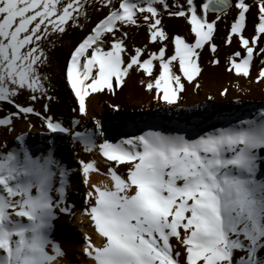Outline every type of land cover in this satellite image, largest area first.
<instances>
[{"label":"snow or ice","instance_id":"1","mask_svg":"<svg viewBox=\"0 0 264 264\" xmlns=\"http://www.w3.org/2000/svg\"><path fill=\"white\" fill-rule=\"evenodd\" d=\"M101 9L103 17L70 44L60 70L81 116L87 115L86 98L115 95L133 71L147 78L140 83L158 104L177 105L185 82L193 85L202 72V50L213 54V65L220 64L215 43L220 23L226 28L224 44L238 45L226 57L225 70L264 83V0H0V103L16 109L0 114V127L11 132L14 118L34 115L49 132L68 135L107 165L100 172L107 181L90 183V173L100 171L97 162L78 161L81 215L99 241L84 234L82 259L87 264H264V107L194 136L148 130L111 142L98 119L95 131H73L79 120L63 126L16 102L23 94L31 102L52 99L48 69L57 42L70 30L86 28ZM249 13L254 27L247 36ZM166 16L186 22L193 39L168 33ZM133 27L146 31L143 47L129 46ZM149 44L158 47L153 51ZM48 111L45 103L43 112ZM15 140L16 147L0 145V264H70L54 237L59 216L74 211L68 203L70 169L51 148L34 155L23 135Z\"/></svg>","mask_w":264,"mask_h":264},{"label":"bare ground","instance_id":"2","mask_svg":"<svg viewBox=\"0 0 264 264\" xmlns=\"http://www.w3.org/2000/svg\"><path fill=\"white\" fill-rule=\"evenodd\" d=\"M105 11L101 9L99 13L93 12L86 28L70 30L69 34L63 37V41L57 42V48L52 54V63L48 69L52 76L53 87L50 90L52 99L49 101L42 98L39 102H31L27 99V94H23L17 98V103L34 106L41 114L52 116L54 122H60L63 126H71L73 120H79L80 125L73 131L83 132L86 129L95 131L94 122L98 119L102 124L101 130L111 142L132 135H140L148 130L194 136L202 131H209L213 127H226L230 122H235L236 117L249 118L250 113L264 107V83L237 78L234 73L225 70L226 57L238 50V45L235 41L231 46L224 44L222 37L225 35L226 28L224 23H220L215 37L220 64L213 65L211 63L213 54L207 48L202 50L199 59L202 72L194 81V84L198 83L200 87L196 88L194 84L187 85L185 82L186 91L181 94L177 105L169 108L163 103L158 104L140 83L142 78H147L133 71L125 78V84L122 89L116 90L115 95L104 92L92 94L86 98L87 115L81 116L70 88L66 87V82L61 79L60 70L70 44L85 35L94 26V22L103 17ZM210 18H212L211 15ZM253 19V15L249 13L245 33L247 36L253 33ZM164 25L168 33L172 35L179 34L189 41L193 39L191 32L188 33L190 27L181 18L166 16ZM129 31L130 47L132 45L143 47L148 43L147 33L143 28L133 27ZM148 47L155 51L158 46L149 44ZM173 51V46L169 45L166 50L167 55L173 54ZM256 63H259L258 59ZM253 75H255V69ZM224 89H228V92L221 95ZM208 97L212 99L209 100ZM45 103L49 105L47 113L43 112ZM112 106H118L119 110H115ZM74 108L77 111H73ZM9 111H16V109L12 105L0 103V114H6ZM30 124L31 127H29ZM12 127L11 132L7 128L0 127V145L16 147L18 141L15 137L23 135L25 146L34 155L46 153L51 148L54 157L65 168L70 169L68 203L73 206L74 211L71 215L59 216L55 222L54 237L62 244L70 264H87V260L81 257L84 234L92 236L97 243L99 241L88 219L81 215L84 187L82 174H79L78 161L79 159L95 160L100 171L90 173V183H101L107 181V177L100 174V172H106L107 165L104 158L95 152L85 153L82 145L72 141L66 134L49 132L43 122L34 115H29L27 119L22 116L14 118ZM49 141L52 143L49 144ZM71 170H75V174ZM173 243L179 247L178 242L173 241ZM260 254L264 255V252Z\"/></svg>","mask_w":264,"mask_h":264},{"label":"rangeland","instance_id":"3","mask_svg":"<svg viewBox=\"0 0 264 264\" xmlns=\"http://www.w3.org/2000/svg\"><path fill=\"white\" fill-rule=\"evenodd\" d=\"M211 15V14H210ZM188 33H190V31L188 30ZM199 64H200V61H199Z\"/></svg>","mask_w":264,"mask_h":264}]
</instances>
